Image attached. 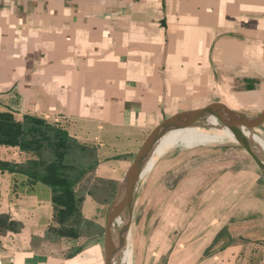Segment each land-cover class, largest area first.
I'll list each match as a JSON object with an SVG mask.
<instances>
[{"label":"crops","instance_id":"1","mask_svg":"<svg viewBox=\"0 0 264 264\" xmlns=\"http://www.w3.org/2000/svg\"><path fill=\"white\" fill-rule=\"evenodd\" d=\"M210 102L249 116L264 109V0H0V111L60 121L93 150L92 174L107 184H119L164 118ZM238 166L219 177L229 180L233 204L214 224L189 210V264L264 263L255 256L264 241L263 175L253 162ZM95 194H85L82 213L103 227L95 215L106 198ZM51 213L47 185L0 171V214L19 223L0 234V264H103V237L78 250L47 240ZM210 247L220 251L203 257Z\"/></svg>","mask_w":264,"mask_h":264},{"label":"rangeland","instance_id":"2","mask_svg":"<svg viewBox=\"0 0 264 264\" xmlns=\"http://www.w3.org/2000/svg\"><path fill=\"white\" fill-rule=\"evenodd\" d=\"M199 122L203 120L195 123ZM203 129L211 133L217 131L208 127ZM253 133L264 140V132L260 127L254 129ZM1 156L11 160L17 159V154L10 150L0 151ZM248 161L255 164L243 148L229 137L189 145L177 142L156 156L152 167L144 175L135 192L131 224V263L189 264V236H191L189 235V210L199 213L200 216L205 214L206 219L208 218L209 222L213 223L217 214L226 210L227 204H233L232 201H226L229 197L230 200L233 198L230 192H227L230 182L226 178L220 179V175L225 170L236 169L238 165L245 167ZM225 164L232 165V168L226 167L222 170L219 167ZM191 169L194 172V183L189 184V170L191 174ZM262 178L264 182V176ZM218 179L223 181L217 184ZM105 181L89 174L82 186L84 191L87 188L94 189L97 193L95 196L99 200L106 198L105 205L99 208L95 215L98 221L103 223V227L94 224L87 228L90 232L99 230L100 238L103 237L107 206L117 187V184H107ZM209 181L210 185L207 186L206 183ZM95 182L99 183L96 187L93 186ZM192 190L195 196V200L191 201L193 206L189 205V192ZM261 207L260 205L259 208ZM213 224L207 227L214 230L216 227ZM190 251L199 250L191 249ZM203 251V257H213L220 250L210 247ZM255 256L262 263L264 241L257 248Z\"/></svg>","mask_w":264,"mask_h":264},{"label":"trees","instance_id":"3","mask_svg":"<svg viewBox=\"0 0 264 264\" xmlns=\"http://www.w3.org/2000/svg\"><path fill=\"white\" fill-rule=\"evenodd\" d=\"M1 146L17 147L24 153L20 161L0 159L1 172L19 173L29 185L40 182L50 188L52 213L45 231L47 240L77 242L78 250L90 236L101 235L99 230H87L93 224L82 213L85 194L95 193L91 188L82 189L96 165L90 147L72 137L60 121L32 114L17 117L10 110L0 111ZM18 228L17 221L0 214V234Z\"/></svg>","mask_w":264,"mask_h":264},{"label":"water","instance_id":"4","mask_svg":"<svg viewBox=\"0 0 264 264\" xmlns=\"http://www.w3.org/2000/svg\"><path fill=\"white\" fill-rule=\"evenodd\" d=\"M210 117H214L219 124L231 132L234 141L251 157L264 176V150L257 145L252 137L253 130L264 122V109L256 116H249L225 103L210 102L204 106L189 108L164 118L145 136L116 187L104 225L103 264H115L125 247L128 234L131 233L137 184L143 164L156 141L167 131L177 126L193 124Z\"/></svg>","mask_w":264,"mask_h":264},{"label":"bare ground","instance_id":"5","mask_svg":"<svg viewBox=\"0 0 264 264\" xmlns=\"http://www.w3.org/2000/svg\"><path fill=\"white\" fill-rule=\"evenodd\" d=\"M204 127L212 128L217 131L215 133H211L210 131L203 129ZM219 134H223V135H219ZM224 137H229L230 139L234 140L231 132L226 127L219 124V122L214 117L204 119L203 122H199L195 124H184L181 126H177L167 131L163 136H161L156 141L150 155L146 158L143 164V169L137 187L141 182V180L143 179L144 175L152 167L155 157L162 154L165 149H167L174 143L181 142L186 145H189L192 143L202 142V141H215L218 138L221 139ZM252 137L254 138L257 145L264 150V140L255 133L252 135ZM196 138L198 139L191 142V140H194ZM130 247H131V233L129 232L125 247L121 251V255L115 264H132Z\"/></svg>","mask_w":264,"mask_h":264}]
</instances>
